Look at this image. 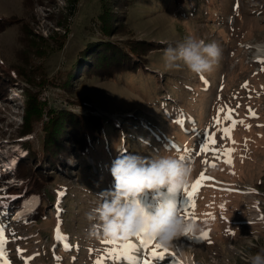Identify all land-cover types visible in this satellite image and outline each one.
<instances>
[{
    "label": "rangeland",
    "instance_id": "374dc122",
    "mask_svg": "<svg viewBox=\"0 0 264 264\" xmlns=\"http://www.w3.org/2000/svg\"><path fill=\"white\" fill-rule=\"evenodd\" d=\"M133 2L115 1L112 10L117 21L114 25L125 33L106 36L102 33L103 38L136 36L144 38V41L164 42L175 47L192 35L206 44L216 43L221 49L222 56L210 73L196 75L180 61L183 69H178V63L174 68L176 77L167 76L171 81L186 78V82L182 83L185 84L184 90L178 89L177 94L182 95L187 89L194 95L187 98V102L192 103L190 109L193 115L178 103L171 90L162 91L170 103L159 100L149 104L145 100L147 95L156 94L161 84L166 83L165 80L155 84L151 73L144 76L147 90L142 93L127 83L107 78H88L79 84L66 85V68L75 59H80L78 52L86 41L100 36L96 24L100 0H0V18L13 16L7 26L0 25V69L10 71L12 65L25 68V74L33 80L28 83L17 77L8 84L5 94L0 95V230L3 233L4 259L8 264H54L59 261L53 236L54 233L60 234L57 208L62 197L58 198V191L62 192L65 188L73 190V204L76 205V199L80 197L82 200L78 204H83L81 209L78 204L77 207L71 205L76 219L72 225L68 223L71 226L68 228L75 232V237L96 241L93 247L88 246L84 250L89 252L88 259L92 258L99 264H137L135 257L149 259L152 264H249V258L264 249V0H201L199 9L195 0H187L185 8H193L187 11L183 7L178 14L167 8L147 7L144 0H136L137 6H133ZM29 30L35 33L31 34ZM31 35H35L40 48L26 56V43L29 41L26 42V38L30 39ZM165 67L159 65L155 68L156 75H162ZM80 68V65L75 68V75ZM24 88L46 103L44 113L52 106L82 110L84 108L78 104L69 103L68 98L77 100L87 97L94 108L93 113L108 116L113 123L120 125L121 120L136 115L147 120L150 133L145 128L140 132L148 134V138L135 139L133 152L127 151L123 137L116 140L113 150L119 155L141 154L150 158L169 154L168 151L162 152L159 143L163 140L174 148L172 155L183 157L193 168L185 188L191 190L199 180L191 200L184 191L169 194L166 190L147 191L140 199L149 209L156 207L160 200H175L185 219L195 220L200 224V230L195 235L177 237L169 244L157 239L147 251L138 236L127 240L108 239L103 235L96 236V239L89 236L88 231H82L85 225L89 226L87 219L79 227L75 223L81 220L80 214L102 202L98 196L100 193L114 186L111 173L109 183L97 178L96 164L90 156L86 159L88 164L83 165L84 172L81 169L75 171L80 166L78 164L67 171H62L60 167L51 169L49 165L44 167L48 168L52 177L48 176L46 190L57 197L49 205L53 208H48L51 213H47V219L41 224H27L29 214L40 201V194L36 190L26 195L6 192L12 186L23 183L17 178L15 170L28 150L23 146L24 140L30 141L36 148L41 147L40 122L35 123L38 125L30 133H18L25 107ZM44 113L42 118L46 119ZM194 115L201 116V124L198 120L195 122ZM136 125H139L138 121ZM225 128L230 129V135L225 134ZM151 129L155 130V135ZM178 130L184 133L196 130L191 136H185V141L189 140L186 148H183L184 141L179 136L173 137ZM213 137L215 144L210 143ZM205 145L208 150H204ZM227 149L234 150L230 154L231 164L226 163ZM12 158L14 161L10 163ZM70 162L76 163L75 158ZM103 170L107 172L106 166ZM80 172L82 178L77 175ZM85 181L90 184L86 186L88 189L81 185ZM56 183L61 185L54 186ZM32 194L39 198L36 206L17 215L23 198ZM16 197L18 207L9 211V202ZM52 217L54 222L50 223ZM129 242L138 248V251L131 252V258L123 250ZM22 245L25 249L20 247ZM41 245H47L50 254H42ZM73 245L81 248L79 242ZM156 245H160L157 251L167 250L163 260L151 258V251ZM0 264H4L3 259H0Z\"/></svg>",
    "mask_w": 264,
    "mask_h": 264
},
{
    "label": "trees",
    "instance_id": "16d2710c",
    "mask_svg": "<svg viewBox=\"0 0 264 264\" xmlns=\"http://www.w3.org/2000/svg\"><path fill=\"white\" fill-rule=\"evenodd\" d=\"M115 1L122 0H100L99 12L96 15V24L100 29V36L99 38L86 41L83 48H81L78 52L80 59H75L72 64L66 68V85L71 84L72 86L73 83L76 82L79 84L88 78L91 80L93 78H107L112 81L119 80L121 82L127 83L128 86L132 87L137 92L142 93L147 90L143 82L145 80L144 76L148 75V73H151L155 84L165 80L166 83L161 84L162 86L156 94L149 93L147 95L148 98L145 100L148 101L149 104H153L159 100H164L170 103L164 96L165 92L162 91L163 89H165L167 92L171 90L173 96L177 97L178 103L182 104L183 107L185 106L184 108L186 111L193 115V111L190 109L192 103L187 102V98H190V96L193 97L194 95L187 89L182 95L177 94L178 89L181 90L183 87L185 88V84L183 85L182 83L186 82V78H174L172 81L171 79L167 78V76L176 77L177 72L174 71V68L177 67L178 63V69H183L180 61H178L174 67H165V72H163L162 75H156L157 70L155 68H157L159 65H166L164 51L168 47V44H165L164 42L155 44L154 41H144V38H139L136 36H127L123 39H105L102 37V33L103 35L105 34L104 36L113 35L115 33H125V31L118 30L119 28H116L114 25L117 21L116 18L114 19L115 13H113L112 10L114 8ZM133 1V6L139 5L137 4L138 2H136V0ZM144 2L147 7L154 6L161 7L162 9L167 8L168 11L174 10L175 14H178L179 10H181L183 7L185 8V6H188V4H186L187 0H144ZM195 2V6L199 9V7H201V0H195ZM191 8L189 7L185 9L187 11H191ZM12 18L13 16H2L0 18V25L7 26L8 21H10ZM29 32L31 34L35 33L30 30ZM26 39V42L31 40L30 43L29 41L26 43L28 46V50L25 51L26 56L30 52L36 53L40 47L39 41L35 40V35H31L30 39ZM20 41L22 42L23 40ZM78 65H80L81 68L77 76L75 75V68ZM9 68L10 71L0 69V95L5 94L8 84L13 82L17 77H19L21 80H25L28 83L33 81L25 74V68H17L13 65ZM160 71L161 70H159V72ZM164 76H166V78H164ZM132 79L137 80L134 83L129 82ZM62 85L65 86V82L63 80ZM70 87L68 89H70ZM23 94L25 107L22 115V123L19 126L18 133L23 135L27 134L28 132L30 133L38 125L35 123L40 122V131H42L40 133L41 147L36 148L35 145L30 141L24 140L23 146L28 150L26 156L18 161L15 170L17 178H20L23 183H21L19 186H12L11 188L7 189L6 192L16 194L24 193V195H26L30 191L36 190L40 194V201L36 208L29 214L30 217L27 224H32L34 222H40L41 224L42 221L47 219V213H51L49 209L53 208L49 205L54 203L57 197L55 193H50L46 190L48 185L47 182L49 181L48 176L51 177V174L48 171V168H44L45 166L49 165L52 167L51 169L60 167L62 171H67L68 169H73L75 164H78L77 166H80L78 168L76 167L75 171L81 169V171L84 172L83 165L88 164L86 159L87 156H90L93 158L96 164L97 178L108 181L109 183V179H112L110 175L112 162L118 156H120L113 150L114 146L116 145V140H119L120 137H123L127 151L133 152V150H135L133 149V143L135 142V139L140 140L148 138V134H144V132H140V130L142 131V129L145 128V131L150 133L149 127L147 126V124L150 123L147 120L142 119L140 115H136L134 118L131 116L127 117L124 120H121L122 123L119 125V123H113L112 120L108 118V116L93 113L94 108L87 97H81L77 100L76 98H68V101H70L69 103L78 104L80 107L84 108L82 109L83 111H73L71 108L68 109L60 106H52L49 108L47 107L48 110H46L44 113V109H46V103L43 100L41 101L34 93L30 92V90L26 88H24ZM43 113L46 115V119L42 118ZM194 119L195 122L198 120V122L201 124V116L194 115ZM136 121H138L139 125L143 127L136 125ZM172 123L175 125L173 120ZM184 125L187 127L190 126V124L186 123ZM154 129H151V132L155 135ZM195 132L196 130H191L188 133H184L181 130H178V133H173V137L179 136V138L185 142V144L183 142V148H186L189 145V140L186 142L185 136H191ZM159 144L162 146V152L164 153L168 151L169 154L172 155L173 151H175L174 148L170 147L165 140H163V143ZM138 155L141 156V154ZM73 158H75L76 163L71 164L70 159ZM105 166L107 168L106 173L103 172V168ZM81 173L82 172L77 174L79 175V178L83 177ZM53 185L60 186L61 183H56ZM81 185L85 189H88L89 187L86 188V186H89L90 184L89 182L85 181L82 182ZM58 193V198L62 197L63 203L61 201L57 208L58 213H60V219L58 220V223L60 224V234H55L53 232V238L55 239V250L57 251V254H59V261H56L57 263L54 264H99L92 258L88 259L87 256L89 255V252L84 250L88 248V246L93 247L96 241H89L87 238L84 239V237H75V232H72L71 228H68L71 227L68 223L71 222L70 224L72 225L73 221L76 219V212L72 209H74V207L80 202V200H82V198H77V204L75 205L72 203L71 199V197L75 198L73 190L65 188V190L62 192L59 190ZM72 204L74 207H71ZM82 205L83 204H78V208H83ZM17 207L18 199L16 197L11 199L8 208L9 211H11ZM154 208L155 207H152L150 210H154ZM79 218L81 220H78V224L75 223L76 227L85 224V221H87L85 214H80ZM49 222H54L53 217L51 220H49ZM85 226L86 229L83 228L82 231L87 232L89 226ZM38 227H40V225ZM98 236L101 237L102 234ZM94 237L96 239V236ZM157 239L158 238L154 237L152 244ZM66 240L71 242H67ZM76 242L81 243V248L78 249V245H73L76 244ZM152 244L150 246H152ZM20 247L25 249L23 245ZM41 249L42 254H50V248H48L47 245H41ZM78 260H81L80 263L76 262ZM196 264H198V262Z\"/></svg>",
    "mask_w": 264,
    "mask_h": 264
},
{
    "label": "clouds",
    "instance_id": "9594fccd",
    "mask_svg": "<svg viewBox=\"0 0 264 264\" xmlns=\"http://www.w3.org/2000/svg\"><path fill=\"white\" fill-rule=\"evenodd\" d=\"M222 56L216 43L206 44L195 36H187L175 47L164 51L166 67H174L182 61L191 73H210ZM114 186L98 196L102 201L85 213L89 222L88 235L113 240H127L146 232L162 243L169 244L184 234L195 235L200 224L185 219L181 207L173 199L160 200L150 210L140 199L147 191L169 194L184 191L193 168L184 159L171 154H159L145 158L124 153L118 156L110 168ZM249 264H264V249L249 258Z\"/></svg>",
    "mask_w": 264,
    "mask_h": 264
},
{
    "label": "snow or ice",
    "instance_id": "6c2138e0",
    "mask_svg": "<svg viewBox=\"0 0 264 264\" xmlns=\"http://www.w3.org/2000/svg\"><path fill=\"white\" fill-rule=\"evenodd\" d=\"M201 79H204L203 76H201ZM230 116H231V114H229V118H230ZM241 123H243V122L241 121ZM224 132H225V134H229L230 135V129L225 128ZM210 143H212V144L216 143L214 137L211 138ZM204 150H208L207 149V145L204 146ZM212 151H216V150L212 149ZM232 151H234V150L233 149H227L226 150V155L228 157L226 159V163H229V164L232 163V160L230 158V154H231ZM181 158L183 159V157H181ZM203 178L204 177H203V174H202L201 175V179H203ZM198 184H199V180L196 182V185H198ZM196 185H193L191 190H188L187 188L184 189V192H186V195L189 198V200H191V198H192V196H193V194H194V192L196 190ZM192 206L194 207V204ZM2 235H3L2 230H0V259L4 260V264H8L7 260L4 259L5 253H4V249H3ZM203 235L206 238L207 234L204 233ZM137 236L141 238L140 239V243L145 248V251H147V248L152 244L153 238L155 236H149L146 232L138 233ZM106 242L115 243V241H106ZM158 248H160V245H156L152 249L151 254H150L152 260H157V259L158 260H163L165 258L167 250H165L164 252H160V251H157ZM123 250L125 251V253L128 254L129 258H131V252L132 251H138V248H137V245H135L134 243L129 242L128 244L123 246ZM135 259L137 260V264H152V261L149 260V259L140 260L139 257H135Z\"/></svg>",
    "mask_w": 264,
    "mask_h": 264
},
{
    "label": "bare ground",
    "instance_id": "6f19581e",
    "mask_svg": "<svg viewBox=\"0 0 264 264\" xmlns=\"http://www.w3.org/2000/svg\"><path fill=\"white\" fill-rule=\"evenodd\" d=\"M112 93H114V92H112ZM13 161H14V158L10 159V163H13ZM38 200H39V198L35 194L24 197L21 204H20V207H18L17 215L20 216V214L32 210L36 206Z\"/></svg>",
    "mask_w": 264,
    "mask_h": 264
}]
</instances>
